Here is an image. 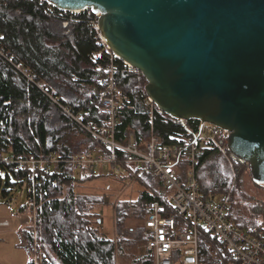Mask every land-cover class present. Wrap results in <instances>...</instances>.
I'll return each mask as SVG.
<instances>
[{
  "label": "trees",
  "instance_id": "trees-1",
  "mask_svg": "<svg viewBox=\"0 0 264 264\" xmlns=\"http://www.w3.org/2000/svg\"><path fill=\"white\" fill-rule=\"evenodd\" d=\"M0 34V47L23 62L46 91L75 111L89 112L94 124L103 123L98 111V91L104 85L109 54L99 44L98 31L87 20H69L57 10L49 13L47 3L42 0H12L0 6ZM116 79L133 105L132 110L120 116L118 138L133 130L142 142L152 125L165 144L183 146V138L193 140L199 120L180 121L160 111L154 103L150 104L145 92L146 80L140 72L118 73ZM98 147L41 89L0 58V151L4 155L46 158L56 152L69 158ZM229 155L239 173L249 167L247 162ZM221 157L209 146H198L200 191L203 196L216 200L224 196L231 180L229 168L217 164ZM121 167L134 179L142 180L145 174H153L147 167L135 168L125 163ZM0 170L5 173V180L0 176L4 196L15 185L25 183V173L13 164L0 160ZM76 172L83 179L95 176V172L74 170L68 163H57L41 176L34 203L35 217L27 203L19 208L21 213L30 211L19 229L22 247L30 256L26 264H34L35 255L37 264H120L119 253L127 240L124 235L132 230L125 226L127 218H139L144 223L147 202L167 199L165 190L144 189L137 203H114L117 235L109 238L101 230L96 211L102 198L78 192ZM229 216L235 221L231 201ZM257 232L254 229L247 233L256 235ZM203 236L206 242L212 241ZM137 242L145 247L143 226L134 238L133 243ZM229 261L221 251L211 247L201 249V264ZM132 264L143 262L133 260Z\"/></svg>",
  "mask_w": 264,
  "mask_h": 264
},
{
  "label": "water",
  "instance_id": "water-1",
  "mask_svg": "<svg viewBox=\"0 0 264 264\" xmlns=\"http://www.w3.org/2000/svg\"><path fill=\"white\" fill-rule=\"evenodd\" d=\"M44 1L99 11V34L152 103L228 131L232 155L264 184V0Z\"/></svg>",
  "mask_w": 264,
  "mask_h": 264
},
{
  "label": "built area",
  "instance_id": "built-area-1",
  "mask_svg": "<svg viewBox=\"0 0 264 264\" xmlns=\"http://www.w3.org/2000/svg\"><path fill=\"white\" fill-rule=\"evenodd\" d=\"M10 1L12 0H0V6L7 5ZM46 3L49 13L57 10L69 20H87L98 31L99 11H93L89 7L81 10L60 9ZM1 37L0 34V39ZM99 38L100 46L109 54L104 85L98 91V111L103 116L101 125L91 121L89 112L75 111L61 103L58 96L43 88L42 82L34 80L23 62L0 47V58L41 89L79 129L100 146L69 158L61 157L56 152L46 158H38L23 154L4 155L0 151V160L13 164L26 175L27 205L31 207L32 217H35L34 203L37 189L41 185V176L57 163L65 162L74 170L91 173L101 167L119 172L122 169L121 163L135 168L147 167L161 181L167 199L151 200L146 204L143 264H201L203 247L221 251L230 259L224 264H264V226L256 235L248 234L229 216V195L216 200L203 196L200 191L197 173L198 146H209L229 160V132L214 124L199 121L193 140L183 138V146L165 144L152 125L142 142L137 139L133 130H128L122 139L118 138L120 116L123 112L132 110L133 105L130 96L119 86L116 76L118 73L139 71L118 58L100 34ZM148 102L152 103L149 97ZM150 122L152 123L151 120ZM0 224L6 225L7 222ZM203 235H207L212 241L206 242ZM33 261L37 264L36 255Z\"/></svg>",
  "mask_w": 264,
  "mask_h": 264
},
{
  "label": "rangeland",
  "instance_id": "rangeland-1",
  "mask_svg": "<svg viewBox=\"0 0 264 264\" xmlns=\"http://www.w3.org/2000/svg\"><path fill=\"white\" fill-rule=\"evenodd\" d=\"M146 85V84H145ZM233 158L221 157L217 164L225 165L230 170L231 180L224 195H229L231 211L235 221L246 231L259 230L264 226V184H257L252 180L248 168L239 173L234 166ZM76 190L83 194L97 195L102 198L97 208L100 227L103 233L114 238L117 231L113 219V204H134L138 202L140 193L144 189L164 191L161 181L155 175L145 174L143 179H134L127 176L121 169L119 172H110L109 168L101 167L95 171V176L83 179L80 172H76ZM0 176L5 180V173L0 170ZM14 181V178L11 177ZM27 203L25 183L15 185L4 196L0 190V221L6 220L8 226H0V264H26L30 256L22 247L19 229L27 221L29 210L18 220L19 208ZM125 226L131 228L124 238L127 239L119 253L120 264H132L133 260L141 261L144 255V245L133 243L143 221L129 217ZM132 241V242H131ZM134 256V257H133Z\"/></svg>",
  "mask_w": 264,
  "mask_h": 264
},
{
  "label": "crops",
  "instance_id": "crops-1",
  "mask_svg": "<svg viewBox=\"0 0 264 264\" xmlns=\"http://www.w3.org/2000/svg\"><path fill=\"white\" fill-rule=\"evenodd\" d=\"M25 214H26L25 212H24V213L19 212V213H18V216H17V217H18V220L21 219V217H22L23 215H25ZM2 222H7V221H6V220L0 221V223H2ZM24 223H25V222H24ZM0 226H8V222H7L6 225H1V224H0Z\"/></svg>",
  "mask_w": 264,
  "mask_h": 264
}]
</instances>
